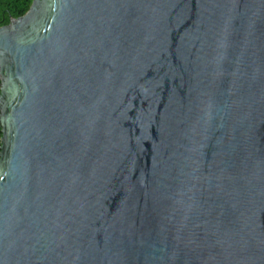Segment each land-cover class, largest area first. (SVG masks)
Here are the masks:
<instances>
[{
    "label": "water",
    "instance_id": "obj_1",
    "mask_svg": "<svg viewBox=\"0 0 264 264\" xmlns=\"http://www.w3.org/2000/svg\"><path fill=\"white\" fill-rule=\"evenodd\" d=\"M0 80V264H264V0H34Z\"/></svg>",
    "mask_w": 264,
    "mask_h": 264
},
{
    "label": "trees",
    "instance_id": "obj_2",
    "mask_svg": "<svg viewBox=\"0 0 264 264\" xmlns=\"http://www.w3.org/2000/svg\"><path fill=\"white\" fill-rule=\"evenodd\" d=\"M34 0H0V28L10 24L12 18H18L28 12ZM1 94V80H0ZM3 128L0 125V152L2 147Z\"/></svg>",
    "mask_w": 264,
    "mask_h": 264
}]
</instances>
